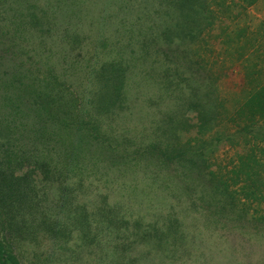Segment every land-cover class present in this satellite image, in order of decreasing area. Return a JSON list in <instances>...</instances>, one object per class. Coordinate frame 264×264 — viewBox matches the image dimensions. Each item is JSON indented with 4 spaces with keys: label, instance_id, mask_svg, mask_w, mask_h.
<instances>
[{
    "label": "rangeland",
    "instance_id": "obj_1",
    "mask_svg": "<svg viewBox=\"0 0 264 264\" xmlns=\"http://www.w3.org/2000/svg\"><path fill=\"white\" fill-rule=\"evenodd\" d=\"M13 1L35 49L68 35L71 61H119L122 96L98 115L110 149L98 142L137 163L132 177L36 171L0 134V240L4 222L20 263L264 264V117L247 106L264 88V0H195L182 17L170 0ZM193 101L209 117L201 129ZM224 187L234 199L221 214Z\"/></svg>",
    "mask_w": 264,
    "mask_h": 264
},
{
    "label": "trees",
    "instance_id": "obj_2",
    "mask_svg": "<svg viewBox=\"0 0 264 264\" xmlns=\"http://www.w3.org/2000/svg\"><path fill=\"white\" fill-rule=\"evenodd\" d=\"M170 1L167 8L177 10L181 17L185 15L181 11H187L186 13L189 14L190 10H195L193 6L195 0ZM254 2L255 0H251L248 5ZM14 3V1L12 3L0 0V134L9 130L12 134L11 139L17 140V143L23 147L26 146L22 152L26 153L27 162L36 171L44 170L49 173V170L53 171L50 167H53L55 170L65 171L86 170V173L90 172L89 175L97 178L115 177V175H125L127 172L132 177V171L137 163L129 165L131 163L127 161L125 150L119 155L122 162L114 163L116 161L114 155L104 153L101 155L100 151L106 150L98 142L99 139L102 142L103 138V142H106L110 149L108 138L100 131L102 122L99 121L98 115L108 106L115 105L114 95L118 96L117 101H120L119 97L122 96L120 89L124 70L119 61L112 58L110 63L103 65L91 63L92 66L84 61H80V64L76 63V60L71 61L70 57H67L69 54L67 49L70 48L69 43L66 42L68 35L62 36L55 46L48 37L44 38L47 50L35 49V45L32 46L33 38L25 33L24 29L15 28L17 12L11 10ZM43 17L45 15L41 16ZM35 23L39 22L35 20ZM74 36L79 43V36ZM73 58L76 59V56ZM103 59L104 56L99 55L97 61L102 62ZM71 70H75L73 74H78L75 78L73 74H67V71ZM114 71L115 73L112 74ZM84 72L93 75L86 79L85 76L91 74L82 76ZM87 84L91 88L89 91L92 95L91 99L83 103L80 94L83 86ZM107 88H111L112 91L109 92L112 93L108 95L110 98L105 100L102 96L108 91ZM189 106L193 111H197L196 118L201 121L199 128H203L208 121L204 116L208 119L209 117L200 112L201 105L197 101L191 102ZM247 106L253 108V113L264 117V88L249 100ZM179 123L180 121L177 127ZM3 147L4 150L8 149ZM159 154L164 155L161 151ZM183 155L180 153L177 159L182 161ZM163 161H166L165 158ZM188 163L190 165L186 167L187 171L190 172L191 168L199 169L195 162ZM249 163L244 166L251 170L252 164ZM197 171L190 173L193 176L190 178L195 181L201 176L200 170ZM77 173L81 175V172ZM5 176L6 174L1 172L0 187L2 180L4 182L7 179ZM7 190L10 193L13 188L8 185ZM215 197L219 198L220 202L223 200V203L220 206L217 204L215 208L224 214L233 203V194H228L227 187L217 188ZM173 226H168L164 236L172 231ZM1 228L0 264H21L18 255L13 254L6 246L11 241L9 237L12 235L4 230V222L1 223Z\"/></svg>",
    "mask_w": 264,
    "mask_h": 264
}]
</instances>
